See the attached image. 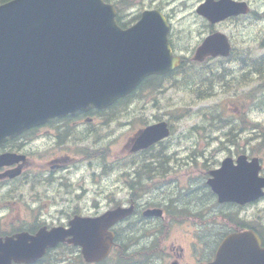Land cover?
Returning <instances> with one entry per match:
<instances>
[{
  "label": "flooded vegetation",
  "instance_id": "flooded-vegetation-1",
  "mask_svg": "<svg viewBox=\"0 0 264 264\" xmlns=\"http://www.w3.org/2000/svg\"><path fill=\"white\" fill-rule=\"evenodd\" d=\"M223 1L225 0H122V13L117 21L121 27H126L135 21V14L141 9L192 6L190 12L204 23V33L208 35L215 30L220 31V27L225 24L246 18V14L231 16L211 24L195 12L198 6ZM229 1L246 2L250 7L253 5L252 0ZM133 5H140V8L130 13ZM171 15L169 10L168 16ZM186 18L187 16H182L179 20L184 21ZM189 31L191 32L190 29ZM189 31L186 32L189 34ZM174 35L175 26L170 22L168 42L171 51L174 54L184 52L178 50ZM229 39L232 41L231 37ZM235 64L243 71L252 66V63L247 65L241 61H236ZM123 114L122 111L110 109L77 110L29 127L2 142L0 237L15 236L21 231L35 234L42 228H68L76 215L93 217V214L97 215L117 206L134 205V211L130 215L110 228L115 239L110 257L118 258V263L115 264H210L215 260L225 238L234 233L246 236H251L252 233L258 238L260 246L264 247V189L262 194L253 197L246 192L242 201L238 200L237 195L231 199L219 200L217 193L207 189L197 200L182 202L183 205H177L178 201H173L172 205L157 204L155 207L160 210V215L144 217L142 211L145 207L140 205L139 192L131 195L126 188L130 163L128 154L123 156V153L129 151V130L124 134L127 136L120 149H116L117 143L105 142V135L120 126L119 120ZM123 122L128 126V120ZM262 150L264 141L245 142L225 156H233L234 160L240 154H245L248 160L256 158L258 175L264 178ZM119 154L125 168L121 173L124 186L122 185V189L117 187L107 191L110 183L103 182L102 178L111 175L112 160ZM153 174L154 172L139 170L135 177L142 181V177L151 179ZM93 178L101 181L94 191L95 197L101 200L94 204V209ZM225 194L227 193L222 192L223 196ZM162 227H172L179 236L162 237L156 241L155 248L159 250V254L155 256L156 261L142 262L139 254L126 256L116 253V249H119L116 240H119L120 247L126 253H130L140 244L141 231L158 229L161 233ZM247 239L244 241L246 244L257 242L254 237ZM124 255L136 261H129Z\"/></svg>",
  "mask_w": 264,
  "mask_h": 264
},
{
  "label": "water",
  "instance_id": "water-1",
  "mask_svg": "<svg viewBox=\"0 0 264 264\" xmlns=\"http://www.w3.org/2000/svg\"><path fill=\"white\" fill-rule=\"evenodd\" d=\"M198 11L214 22L246 9L214 4ZM159 17L161 27L142 24L139 28L161 29V33L129 38L115 26L113 10L102 0H12L0 4V142L49 116L108 106L144 76L171 69L178 58L170 56L167 27ZM150 40L162 41L161 48ZM227 53L223 34L215 33L197 48L194 59ZM164 130L163 123L145 128L140 141L155 140ZM214 174L210 183L221 178L225 185H236L233 170L224 167ZM126 213V209H117L93 218L89 237L95 251L106 252V228ZM80 229L71 232L77 234ZM85 232L82 230V237ZM56 240L40 234L31 246L6 244L0 264L21 261L22 255L23 261L29 262V256ZM76 242L83 244L82 240ZM84 254L87 259L98 257L90 249Z\"/></svg>",
  "mask_w": 264,
  "mask_h": 264
},
{
  "label": "rangeland",
  "instance_id": "rangeland-1",
  "mask_svg": "<svg viewBox=\"0 0 264 264\" xmlns=\"http://www.w3.org/2000/svg\"><path fill=\"white\" fill-rule=\"evenodd\" d=\"M252 3L257 11L261 13L264 11V0H252ZM254 6L252 5V7ZM174 7L178 12L176 15L173 14L174 41L178 50H184V55L190 59L192 56V52H189L191 47L195 48L198 39L206 29L203 28L204 23L200 18L190 12L192 6ZM138 8L140 5H136L131 10ZM160 8L170 10L171 7L161 6ZM180 16H187V18L182 21L179 20ZM246 18H239L220 27L221 31L232 38L234 53H237L228 62L223 60L224 66H230L229 69L222 70V74L229 77L227 80L218 82V76L210 77V83L200 88V91L204 93L199 98L193 87L191 89L197 96L187 89L190 86L177 84L176 87L171 88L169 83L165 82L162 84L160 92L141 89L138 95L129 99L125 106L116 108L124 111V115L128 119V129L131 125V130L133 125L157 119L166 120L172 125L171 136L150 153L142 158L137 155H129L130 161L140 160L141 162L149 160L150 154L161 155L160 158H153L151 162L154 170L152 178L143 179L142 177V183L149 186L146 190L151 192L143 196L141 202L144 203L146 199L165 201L170 190L189 191L178 195V199L189 200V202L194 200V197H199L202 191L207 188L204 185V180L208 169H210L209 166L216 162L215 159L226 153V150L221 148L227 146L234 148L236 143L239 145L242 142L250 141V139L253 140L257 133L253 128V123L257 122L264 126V71L261 73L253 71L255 67H259V58L264 55V13L262 16L258 15L257 21ZM186 31L190 33L188 34ZM245 46L247 47L242 48ZM248 53L257 58V63L252 65V69H249L250 78L245 82L242 80L241 82L244 84L238 88L235 84L243 78L241 74L244 71L236 67L237 60L234 61V58L238 57V60H242L244 55L243 63H247ZM210 63H219V61L215 60ZM260 68L264 69V59L260 62ZM211 74L216 73L211 71ZM246 76L248 77V75ZM229 81L233 83L231 87L226 85V82ZM212 85H214V96L209 97L212 95L210 93ZM250 89L254 94L258 92L253 99L244 96L245 90L249 91ZM238 99L239 102H237ZM217 106H220L221 109L224 108L223 110H226L227 113L218 112ZM119 125L120 132L128 131L122 125L121 119ZM246 130L251 134H248ZM122 139L123 136L120 140L117 138L116 141L120 143ZM158 158L163 162V168L157 167ZM135 161H131L130 168L136 164ZM97 184L100 182L97 181ZM94 188L96 186L93 183ZM157 190L163 194L161 195ZM94 199L95 197H93V203ZM164 232V227H162L161 233ZM175 235L176 231L171 227V232L167 237L171 238ZM143 242L145 239L140 240V244Z\"/></svg>",
  "mask_w": 264,
  "mask_h": 264
},
{
  "label": "bare ground",
  "instance_id": "bare-ground-1",
  "mask_svg": "<svg viewBox=\"0 0 264 264\" xmlns=\"http://www.w3.org/2000/svg\"><path fill=\"white\" fill-rule=\"evenodd\" d=\"M253 6H254V4H253ZM262 13H264V11L262 12ZM262 13L261 12H259V11H257V9H256V7L254 6V7H250L249 8V10H248V12L246 13V19H251V21H257V18H258V15L260 14L261 16H262ZM233 57V56H232ZM231 57V58H232ZM231 58H230V60H231ZM242 61L244 62L245 61V57H244V55L242 56ZM264 59V55L262 56V57H260L259 58V62H258V64H259V67L258 68H254V70L253 71H255V72H257V73H261V72H263L264 71V69H262V68H260V62L262 61ZM238 61V57H235L234 58V61ZM247 63V65H249L250 63H252L251 65H253V64H256L257 63V60H247L246 61ZM245 64V63H244ZM249 67V66H248ZM189 71H193V70H189ZM211 71L212 70H208V69H205V70H203V71H201V72H196V71H193V73H192V75L193 74H195V75H197L198 76V82H193L191 85H187L186 83H185V85H187V86H190L191 88L193 87L194 88V90L195 91H197L196 93H197V95L198 96H200L201 94H203L204 92L203 91H200V88L201 87H203L204 85H206L207 83H201L200 81H201V79H203V78H206V82H208V80L210 79V77H212V76H217L216 74H211ZM261 88H263V87H261Z\"/></svg>",
  "mask_w": 264,
  "mask_h": 264
},
{
  "label": "trees",
  "instance_id": "trees-1",
  "mask_svg": "<svg viewBox=\"0 0 264 264\" xmlns=\"http://www.w3.org/2000/svg\"><path fill=\"white\" fill-rule=\"evenodd\" d=\"M0 1H2V0H0ZM193 71H196V72H201V70H197V69H195V70H193ZM193 71H189V70H187V69H184V70H182L181 72H180V84L181 85H185V83L187 84V85H191L193 82H198V76L197 75H195V74H193L192 75V73H193ZM217 75V74H216ZM218 76V75H217ZM160 80H162L161 78L159 79V81ZM207 80H206V78H203V79H201V83H210V80H208V82H206ZM207 85V84H206ZM197 96V95H196ZM203 96H207V95H203ZM198 98H199V96H198Z\"/></svg>",
  "mask_w": 264,
  "mask_h": 264
}]
</instances>
